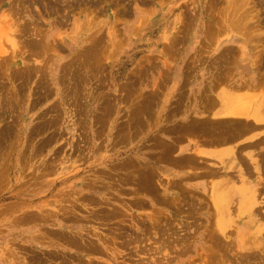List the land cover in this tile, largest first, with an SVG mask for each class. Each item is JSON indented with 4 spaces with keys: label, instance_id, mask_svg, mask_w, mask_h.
I'll return each instance as SVG.
<instances>
[{
    "label": "rangeland",
    "instance_id": "374dc122",
    "mask_svg": "<svg viewBox=\"0 0 264 264\" xmlns=\"http://www.w3.org/2000/svg\"><path fill=\"white\" fill-rule=\"evenodd\" d=\"M262 35L264 0H0V264H264L238 248L264 229V140L227 160L231 195L182 150L249 133L192 102L215 105L206 77L261 107Z\"/></svg>",
    "mask_w": 264,
    "mask_h": 264
},
{
    "label": "crops",
    "instance_id": "0c3cea01",
    "mask_svg": "<svg viewBox=\"0 0 264 264\" xmlns=\"http://www.w3.org/2000/svg\"><path fill=\"white\" fill-rule=\"evenodd\" d=\"M200 88H201V90L198 91V93H202L204 90L206 92H208V94L211 95L212 98L214 97L213 100H214L215 105L211 106L210 109H207V108H202V106L200 107L198 105H197L198 106L197 107L193 101L192 106L194 107V111H199V112L205 111L206 112L202 115H197V117H199L201 119L205 118V119L216 120V121L233 120V119H229V118L224 117L228 114V109L231 106L230 102H232V100H233L232 107L237 108L238 106L234 104V100L236 102L239 100L244 101V102L252 101L255 104H259V106L251 105V106L246 107V109L244 111H245V113L248 114V117L252 120L249 123L254 124V126L256 128L253 117H257V116L262 115L263 111L260 107V103L263 101V99H262V96L258 95L259 90H257L255 87H251V86L233 87V86H229V85L224 86L223 84L216 83L214 80H211V79L205 77ZM230 98H231V100H230ZM242 106H241V108H242ZM212 108H214V109H212ZM234 120H237V119H234ZM238 121H243V120H238ZM243 122H246V121L244 120ZM254 126H253L254 132L252 130H251L252 132L249 131L250 134L248 133V135L245 136V138L243 137L242 140L237 142L235 145H230L228 143L225 144V143H222V141L220 144V142L217 143L218 141L216 142L214 140H213L214 143H212V140L210 143L209 139H207L205 141L199 140L197 142L196 141L195 142L194 141L193 142H186L182 147L183 154L191 157L194 155L193 152L195 154L198 153L196 155H198V157H200V158L198 159L197 156H195V158H197L200 162L201 161L208 162L209 160H217L219 157V154H221V153H225V152L232 151V150L235 151L236 149H240V148L242 149L245 146L248 147V146L252 145L253 142L257 141L260 137H264V130H262V129H264L263 126L261 125L262 129L259 128L260 126L259 127L257 126L258 127L257 132L255 131L256 129H254ZM206 141H207V143H206ZM208 141H209V143H208ZM215 144L217 145V147L219 144L220 148L219 147L217 148L215 146ZM221 145H222V147H221ZM214 147H216L217 149ZM244 161L248 162V163L251 162L249 159H247L246 154L244 155ZM231 165L232 164L229 163L227 169H224L225 172H224L223 181H222L223 184H225L226 188L228 189V190H226V192H228L230 195L233 194V192H234V191L230 190V188H229L232 185V179H233L231 177V173L234 172V170H232L230 168ZM171 176H174V178L177 177L176 175H171ZM184 176L187 177L189 175L184 174ZM200 182H203V181H199L198 183H200ZM199 185H201L203 187L204 184L200 183Z\"/></svg>",
    "mask_w": 264,
    "mask_h": 264
},
{
    "label": "bare ground",
    "instance_id": "6f19581e",
    "mask_svg": "<svg viewBox=\"0 0 264 264\" xmlns=\"http://www.w3.org/2000/svg\"><path fill=\"white\" fill-rule=\"evenodd\" d=\"M47 1V0H46ZM126 14H128V13H126ZM240 17V16H239ZM239 19V18H238ZM222 21V20H221ZM237 22V21H236ZM238 23V22H237ZM220 25L222 26V24L220 23ZM219 25V26H220ZM220 26V27H221ZM222 28V27H221ZM224 28V27H223ZM222 28V29H223ZM209 30V29H208ZM262 36H264V35H262ZM260 38V37H259ZM258 38V39H259ZM263 38V37H262ZM261 38V39H262ZM257 39V40H258ZM263 41V40H262ZM251 43H252V45H253V42L251 41ZM258 43V42H257ZM256 45V44H255ZM255 45H253L254 47H255ZM258 47V46H257ZM229 49V48H228ZM258 52V51H257ZM225 56V55H224ZM259 67V66H258ZM227 69V68H226ZM221 71V70H220ZM260 71V70H259ZM221 75V74H220ZM262 75V74H261ZM223 80V79H222ZM219 87V86H218ZM220 88V87H219ZM217 89V88H216ZM230 100H231V98H230ZM243 102V101H242ZM231 103V106H230V108L228 109V114L226 115V116H224L225 118H229V119H237V120H245L246 122H243V121H238L239 123L241 122V124H243L242 126H244L245 124H247V127L245 128V129H247V130H245V129H243V130H245V131H247V132H249V130H250V132H252L253 131V126H254V124H250L249 122L250 121H252L249 117H248V114L247 113H245V109H246V107H248L250 104H246L247 102H243L242 104H240L237 108L236 107H232V105H233V100H232V102H230ZM245 103V104H244ZM249 103V102H248ZM243 105V106H242ZM245 105V106H244ZM235 106V105H234ZM241 106H242V108H241ZM212 109H214V108H212ZM261 109H262V111H263V113H262V115H260V116H257V117H253L254 118V123H255V125H256V128H255V126H254V129H256L255 131L257 132L258 130H257V128L259 127L260 129H262V127H261V125L263 126V128H264V102H263V104H262V106H261ZM212 111V110H211ZM200 121V120H199ZM215 121V120H214ZM227 121V120H226ZM230 121V120H229ZM208 122V121H207ZM233 122V121H232ZM235 122V121H234ZM205 123V122H204ZM222 123V122H221ZM209 124V123H208ZM207 124V125H208ZM236 124H238V123H236ZM206 125V126H207ZM209 125H211V124H209ZM253 125V126H252ZM235 126V125H234ZM258 126V127H257ZM200 127V126H199ZM220 127V126H219ZM228 127V126H227ZM232 127V126H231ZM238 127H239V124H238ZM241 127V126H240ZM245 127V126H244ZM251 127V128H250ZM201 128V127H200ZM221 129L223 128V129H225L224 127H220ZM219 129V128H218ZM222 129V130H223ZM232 129V128H231ZM186 130V129H185ZM184 130V131H185ZM234 130V129H233ZM238 130V129H237ZM237 130H234V132L236 131V132H238ZM252 130V131H251ZM262 130H264V129H262ZM219 131H221V130H218V132ZM242 130L240 129V131L239 132H241ZM245 131H242L240 134L241 135H244L245 136ZM186 132V131H185ZM203 133H204V131H202ZM201 132V134H203ZM214 132H216V130L214 131ZM233 132V133H234ZM250 132H249V134H250ZM254 132V131H253ZM182 133V132H181ZM199 133V132H198ZM210 133V132H209ZM226 132H223L222 131V134L220 135L219 133V135L220 136H224V134H225ZM183 134V133H182ZM206 134H208V132L206 133ZM206 134H204V136H202V137H204L205 139L207 138L208 139V137H206L205 135ZM211 134V133H210ZM210 134H208V135H210ZM214 134H216V133H214ZM218 134H216V135H218ZM228 133H226L225 134V136L224 137H226V135H227ZM190 135H191V133H190ZM215 135V136H216ZM218 135V136H219ZM247 135H248V133H247ZM246 135V136H247ZM214 136V135H213ZM212 136V137H213ZM215 136H214V139H209L210 140V143H211V140H212V143H214V141H215ZM216 137V139H217V143H219L220 142V144H221V141H222V143H228V144H230V139L229 138H227V139H223V140H221L220 139V137ZM235 136V135H234ZM209 137H211V136H209ZM243 137V136H242ZM245 138V137H244ZM218 139H220V140H218ZM204 140V139H203ZM214 140V141H213ZM240 140H242V138L240 139ZM263 140H264V137H260L257 141H255V142H253L252 143V145H250V146H248L249 148L250 147H256L257 145H260L262 142H263ZM205 141V140H204ZM234 142V141H233ZM233 142H231V143H233ZM206 143H207V141H206ZM208 143H209V141H208ZM227 144V145H228ZM249 144V143H248ZM223 145V144H222ZM222 145H221V147H222ZM262 145V144H261ZM213 146V145H212ZM215 146L217 147V145L215 144ZM216 147H214V148H216ZM218 147H219V144H218ZM217 147V148H218ZM216 148V149H217ZM220 148V147H219ZM240 148V147H239ZM262 148V147H261ZM261 148L259 149V152H258V154H260V156H261V154H262V156L259 158V160H258V162H263L264 163V148H262V150H261ZM241 149V148H240ZM244 149H247V146H245L244 148H242L241 150H243L244 151ZM197 151V150H196ZM194 154V155H193ZM193 156L195 157V156H197L198 157V155H196V154H198V153H194L193 152ZM241 155V154H240ZM193 156H191L192 158H193ZM217 156V155H216ZM202 157V156H201ZM187 158H189V157H187ZM200 157H198V159H199ZM218 159H219V163H220V166H222L223 168H227V162L229 161V162H236L238 159H241V158H239V155H238V150H235V151H228V152H225V153H221V154H219V157H218ZM228 160V161H227ZM187 161H188V159H187ZM186 161V162H187ZM193 162V161H192ZM200 162V161H199ZM201 162H203V161H201ZM188 163V162H187ZM262 167V166H261ZM144 171V170H143ZM262 171H263V168H262ZM263 173V172H262ZM259 192V191H258ZM262 193V192H261ZM239 194H240V200H241V202L238 204L240 207V210H242V211H246L247 213H251L252 214V210L253 209H255L254 211H256L257 209V206L259 205V202H258V197H257V195H256V193H255V191L253 192V194L251 195V197L250 198H248V196H247V194L245 193V191H241V192H239ZM258 199V200H257ZM237 208V207H236ZM259 210V209H258ZM236 211V210H235ZM261 214V213H260ZM232 227V226H231ZM219 227H217V229H218ZM250 229V226H248V227H246V228H244V229H241L240 228V231H239V235L241 236V239L239 240L240 242H238V248L240 249V250H242V249H246V246H250V244H252V245H256V244H258V241L261 243V245H260V247L261 248H264V236L262 235V233H261V231L263 232L264 231V229L263 228H260L257 232H256V235L255 236H251L250 238H249V240H245V238H243V237H245V233L247 232V230H249ZM220 231V229L218 230V232ZM221 232V231H220ZM219 232V233H220ZM225 235H226V233H225ZM262 236V237H261ZM254 237V238H253ZM75 238V237H74ZM252 238H253V240H252ZM67 239H69V238H67ZM75 240V239H74ZM250 240H252L251 242H250ZM69 241V240H68ZM79 241V240H78ZM256 241H257V243H256ZM73 244H78V242L77 241H71ZM248 243V244H247ZM81 245V244H80ZM85 245V244H84ZM235 245V244H234ZM87 248H89V250H95L96 248L95 247H93L92 245L91 246H87V245H85ZM229 247V246H228ZM79 248H80V246H79ZM257 248H258V246H257ZM86 250V249H85ZM94 250L93 251H91V253L92 252H94ZM99 251V250H98ZM97 250L95 251L96 253L98 252ZM94 252V253H95ZM89 254H90V251L88 252ZM94 253H92V254H94ZM235 254V253H234ZM236 255V254H235ZM244 255V254H243ZM241 256H242V254H241ZM240 256V257H241ZM253 256V255H252ZM252 256H251V258H252ZM247 257V256H246ZM249 258V257H248ZM240 259V258H239ZM241 260V259H240ZM240 260H238V258H237V260L236 261H240ZM253 260V259H252ZM243 261H245V260H243ZM247 262H249V261H247ZM241 263H243V262H241ZM253 263V262H252ZM154 264H158V263H154Z\"/></svg>",
    "mask_w": 264,
    "mask_h": 264
}]
</instances>
